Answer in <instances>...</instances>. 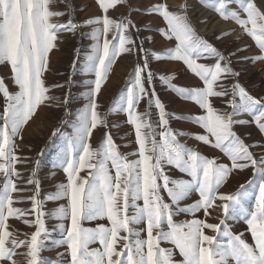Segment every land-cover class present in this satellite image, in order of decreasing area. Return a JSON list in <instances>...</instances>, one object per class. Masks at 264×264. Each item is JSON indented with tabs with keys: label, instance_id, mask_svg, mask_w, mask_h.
<instances>
[{
	"label": "snow or ice",
	"instance_id": "obj_1",
	"mask_svg": "<svg viewBox=\"0 0 264 264\" xmlns=\"http://www.w3.org/2000/svg\"><path fill=\"white\" fill-rule=\"evenodd\" d=\"M54 2L0 0V65L10 66L11 78L19 89L11 93L0 77V94L5 99L0 111V264H264V157L255 158L249 151L250 146L233 131L234 124L249 123L233 119L243 112L252 116L260 132L264 133V97H254L238 82L234 83L231 98L226 101L232 112L220 113L210 98L228 97L229 92L223 84L218 85V81L239 73L231 69L228 58L195 32L185 14L186 5L180 11H171L167 4L160 3L149 8L148 14L157 13L164 19L167 28L161 29V34L166 39H175L176 45L163 54L153 52L152 56L158 61L166 57L183 62L204 86L179 88L171 84L174 74L162 75L160 80L205 110L206 115L193 118L205 134H194L193 138L219 149L230 164L218 163L216 158L205 157L178 141V136L186 133L174 132L169 127L170 114L165 105L154 88L146 87L154 80L147 56L142 64L135 65L131 86L113 102L114 110L127 114V123L134 128L138 148L123 154L108 133L101 144L93 148L90 143L93 131L99 126L106 127L105 119L98 111L97 97L111 65L120 55L131 54L136 47L145 50L132 38L130 29L135 24L130 18L113 19L108 15L110 9H115L124 0H97L103 15L90 18L81 25L75 24L70 14L65 23L53 22L54 17L66 15L51 9ZM230 3H236L237 8L230 9ZM205 4L221 18L234 20L254 40L261 54L248 59L264 61V12L256 0H205ZM89 25L99 26L91 33L96 43L86 61L88 71L95 75L91 82L94 87L87 94L89 103L78 114L74 133L61 159L67 182L57 185V190L46 197L47 200L68 201L51 214L58 220L70 221L67 225L60 223L57 226L60 239L52 241L53 249L63 247L65 251L58 252L55 259L46 258L41 253L47 250L45 241L51 233L45 225L44 201L39 199L40 185L35 179L40 160H35V167L26 181L28 185H34L33 195L14 199L13 193L27 191L18 187L13 179L20 178L15 167L20 162L15 141L22 139L20 133L37 109L53 99L47 95L49 88L42 76L48 70L49 54L56 47L58 33L74 32L77 27ZM201 58H212L213 63H199ZM144 100L147 108L141 112L139 105ZM60 102L66 105L68 96ZM153 105L158 109V124L151 120ZM58 132L59 128L55 129L52 136ZM43 154L42 149L38 157ZM129 156L138 158L129 159ZM166 166L176 168L190 179L171 178ZM247 168L253 170V179L247 181V186H255L257 191L251 210L241 206L247 191L245 184L234 193L219 191L233 171ZM85 169L87 176H81ZM193 191L199 194V199L181 207V202ZM162 192L167 194V201ZM25 200L31 202L30 209L13 206ZM215 209L220 210L221 217L218 223H210L207 217L211 216L210 210ZM199 211H203L205 219L195 217ZM178 213L191 214L193 219L177 223L174 215ZM29 215L34 219L24 218ZM230 215L243 216L252 243L243 233L235 234L227 227L226 219ZM13 217L23 218V224L35 230L30 235L25 233L24 239L17 238L7 223ZM105 219L107 225L83 226L85 221ZM133 225L143 227L137 230ZM206 230L213 234H207ZM162 242L172 244L182 260H174L173 249L161 247ZM93 244L99 246L91 247ZM21 248L25 251H18Z\"/></svg>",
	"mask_w": 264,
	"mask_h": 264
},
{
	"label": "rangeland",
	"instance_id": "obj_2",
	"mask_svg": "<svg viewBox=\"0 0 264 264\" xmlns=\"http://www.w3.org/2000/svg\"><path fill=\"white\" fill-rule=\"evenodd\" d=\"M198 2L202 6H204L203 8L207 10H211L215 14L219 15L216 11H214L212 7L207 6L205 4V0H124V2L119 4L115 9H110L111 12H108V15L110 14L111 18L113 19L130 18L132 20V22L135 24V27L130 29L132 38L136 41L137 46L142 45L145 51H141L139 47H136L134 48L131 54L124 53L120 55L115 60V63L111 65L110 72L108 73L107 76V80L116 77L118 78L117 79L118 82H114L109 87L110 91L111 89H113L111 93L107 94L106 92L104 96H102L104 90V84H103L99 94L100 96L98 95V97L100 98L97 97L99 104L98 111L100 113L102 112L101 115L105 119L106 127L99 126L100 127L99 134L96 133L97 139L95 137L92 142L94 148H97L101 144V141L106 133L111 135L114 143L118 146V150L123 154L134 152L138 148V145L135 143L134 128L127 123V114L122 111L114 110L113 102L118 100L122 92L126 91V89L131 86L130 84L131 74L133 72L135 65L138 63L142 64L145 57L147 56V59L149 61V66L153 70L154 79H155L153 80L154 84H152L150 87L155 89L159 99L165 105L166 111L170 114L169 127L174 132L186 133V135L178 136V141L181 144H184L187 148L195 150L205 157L216 158L218 163L230 164V160L228 159V157L215 147H210L208 145L203 144L200 141H198V143L196 144L184 142L185 140L182 139V137L191 139V137H193L194 134H198L196 132H199V134H205V130L201 128L199 124H197L194 121L193 118L198 115H206V112L205 110L201 109L194 101L184 98L178 92L173 91L168 85L164 84L163 81L160 80V76L162 75L167 76L174 74V79H172L171 84L179 88H193V87L199 88L204 86L203 82L198 77H196L186 67V65L183 64V62L170 60L166 57L158 61L152 56L153 52L163 54L168 49L174 48L176 45V41L175 39L172 40L166 39L165 36L161 34L160 30L167 28L166 22L157 13L148 14V9L160 3L167 4L169 10L171 11L173 9H176L177 7H180V9L182 10L183 6L186 5L185 14L188 16L189 22L191 23L192 27L195 29V32L200 37L204 38L209 43L214 45L226 58H228L230 60L229 66L231 67V69L234 72L239 73L238 76H227L226 78H222L220 81H218V85L223 84L224 87L228 90L229 96L211 97L210 100L213 106L220 113L232 112V108L227 104L226 101L231 98L232 85L237 82L241 86H243L254 97L257 98L264 97V61L254 62L252 59H248L261 54L260 49L254 42V40L249 35L244 33L243 30L235 23L234 20L231 19L225 20L221 18L220 15H219L220 20L222 21L225 20L224 22H227V26L225 27L224 31L221 32L220 34L209 36L207 34V31H205L206 27H204V21L200 16L201 15L200 9L198 5H196V3ZM256 4L260 8V10L264 12V0H256ZM68 5H70V7H68ZM50 7L53 11H61L66 13V15L64 16L54 17L53 22L55 23H65L68 21V19L71 16L75 24L81 25L82 22L90 18L100 17L103 15L101 9L98 6L97 0H64L63 3H61L60 0H55V2ZM228 7L232 10H235L237 8V4L230 3ZM95 13L98 15L95 16ZM68 14H70V16ZM242 18H246V16H242ZM96 27L99 26L97 25L81 26V27H77L74 32L61 31L58 33L56 47L51 51L53 53L55 51L56 52L54 54L53 53L49 54L50 67L48 66V70L45 71L42 76L45 85L49 88V92L47 93V95L53 97V99L55 100L50 99L46 101L44 105H41L37 109L36 113L41 112L42 114L35 113V115L31 118L33 120L30 119L29 124H26L27 126H24L23 130L21 131L23 132L25 129H27V127L30 126L33 121H34L33 122L34 125L36 123V126L44 125L50 128L52 125L51 123H53V121L56 122L57 120V122L55 123V125L53 126L50 132L51 134L49 138L44 142V144H40L39 141H36V146L33 149L34 155L32 156V160L31 162L28 163V165H26V167H24L23 170L21 169V167L23 166L21 160L22 149L18 148L16 152V154L20 157V162L16 163L15 167L17 171L20 173V175H21V170L24 173V175L28 172V177H26V181L31 176L32 170L35 167V163H34L35 160L36 159L40 160V165L36 169L35 179L39 181V185H40L39 199H41L42 201L46 199V195L48 196L50 193H54L57 190V185H59L60 182L66 183L67 181L65 179L66 173L63 171V167H61V165L58 168H54V167L51 168L49 166L47 168L46 163L48 162L47 160H53L54 158L63 157V151L61 150V146L65 141L69 140V138L74 133L77 116L81 111L84 110L85 106L89 103V98L87 94L92 89V87H94L93 83L91 82L95 80V75L94 73L88 71L86 61H87V56L92 52L93 47L96 43V41L92 38L91 35L94 28ZM202 27L203 29L201 30L200 28ZM66 33L72 34L71 41L74 45V50L72 51L71 49H68L66 47V43L68 46L69 42L63 39V36ZM225 33H229V34L224 35ZM217 36H222V38L217 39L216 38ZM61 45H63V47ZM224 45L226 46L224 47ZM241 49H245V50H241ZM52 57L54 58V60ZM55 58L57 59L55 60ZM50 59H52V61ZM120 59L123 60L122 63L123 68L120 71H117L116 64ZM55 61H57L56 62L57 64H55ZM131 61H132V66L130 68L129 63ZM74 62H75V68L73 69ZM198 62L205 64H212L213 59L201 58ZM3 66H5L6 69L8 68L7 64H2V66H0V76L2 78H4L5 76V75L3 76V72H2L4 68ZM114 69L116 70L117 74L115 73ZM112 71H114V73ZM118 75L120 77H117ZM11 76L9 75L8 77L7 76L5 77V84L9 88V91L11 93H16L19 89L18 86L16 85H15L16 87L14 86V83L11 80L12 79ZM9 77L12 82H10ZM179 80H185V84L188 82L187 83L188 85L176 82ZM155 82L158 83L156 84ZM57 84L63 85V87H53L54 85ZM146 87L149 86L146 85ZM66 95L68 96V103L65 105L60 101H62ZM0 96H1L0 111H2L5 105V99L2 94H0ZM236 99L237 102H239V98L237 97ZM143 104L146 105L144 106ZM144 107L145 109L147 108V101L145 103L141 101L139 105V111L140 109L144 111L145 110L143 109ZM57 108L62 109V113H61L62 115L60 116V118L57 119V117L55 116H52L53 118H51L48 117V115H46L51 110L53 111L56 110ZM150 111H151L152 122L154 124H158V109H156L155 106L153 105ZM35 116L37 117L35 118ZM235 116L233 117L234 120L237 121L245 120V121H249V123L234 124L233 131L243 140V142L246 145L250 146L249 151L253 153L255 158L260 159L261 157H264V133H261L258 127L256 126V124L253 122V117L243 112H240ZM177 117H183V118H177ZM34 118L36 120H34ZM38 118L42 120L39 121ZM57 128H59V132L55 137H53L52 132ZM159 130L160 129L157 128V131ZM26 134L28 135L29 133L24 132L23 134H21L23 140L20 138H17L18 140L16 139L15 144L16 145L18 144L17 146H19L22 143L26 145L27 143H25V139L27 138L34 140L40 138L39 137L40 135H36V133H34V135H28L29 137ZM18 141L21 143H19ZM191 142L194 143V138H192ZM42 149L44 150V154L43 156L38 157V153ZM130 157L131 156H129L128 158ZM165 170L167 174L173 179H190V177H188L186 174L181 173L179 170H177L172 166H166ZM61 175L64 176L62 179L63 182L60 181L62 177ZM13 179L16 180L18 185L19 179H17L16 177H13ZM251 179H253V170L251 168H247L243 171H239V170L233 171L227 182L219 189V191L222 193H234L237 191V189L241 184H245L247 186V181ZM0 181H2V177H0ZM26 181H24V185L27 191L23 192L22 194L13 193L14 199H18L21 195L23 197H29L33 195L34 185H28ZM256 194L257 191L255 186H247L246 195H244L241 199V206L251 210L255 205L254 197L256 196ZM162 195L167 201L168 200L167 194L162 192ZM198 199H199V194L193 191L185 200L181 202L180 206L185 207L187 205L194 203ZM54 201L52 202L51 200L52 204L54 205L51 204L50 210L48 211L49 217L47 215H45L44 217L46 228L51 233V236L47 241H45L47 250H44L41 253L43 257L52 258V259L56 258L58 252L65 251L63 247L54 248V249L52 247V241L56 239H60L59 229L57 226L60 223H64L66 225L70 223V221L68 220L61 221L54 218L51 215L54 212V210L58 208L60 205H64V204L67 205L68 201L66 199H60ZM140 203L142 204V201ZM216 203L219 204L220 201L217 200ZM13 206L20 209H30L32 207L31 202L27 200H25L24 202H16L14 203ZM210 211H211V216L207 217L208 222L218 223L221 217L220 210L215 209ZM31 217L32 215H29L24 218L32 219ZM195 217L200 219H205L203 211L196 212ZM22 219L23 218L18 219L13 217V218H9V220L7 221V223L15 224V225L12 224L13 226H11L12 228L11 227L10 228L12 229V232H14L17 235V238L19 239L26 238L24 235L25 233L30 235L31 232L35 230L33 227H29L23 224ZM191 219H193V215L188 213H178L174 215V220L177 223ZM98 223H103L107 225L108 221L106 219L98 220V221H90V222L85 221L83 226L95 227ZM226 225L231 230V232L235 234L243 233L244 238L249 243H252L250 232H248L247 230V224L242 215H238V216L230 215L226 219ZM133 227L139 230L141 227H143V225H133ZM223 227L224 226H222V229ZM165 230H166V225H165ZM206 232L209 235L213 234L211 233L210 230H206ZM224 239L226 241V238ZM98 246H99L98 244L91 245V247H98ZM161 247L173 249L174 260L176 261L182 260V257L179 255L178 250L174 249V246L172 244L168 242H162ZM18 251L23 252L25 250L21 248ZM17 259H20V257H17ZM232 264H234V262H232Z\"/></svg>",
	"mask_w": 264,
	"mask_h": 264
},
{
	"label": "bare ground",
	"instance_id": "obj_3",
	"mask_svg": "<svg viewBox=\"0 0 264 264\" xmlns=\"http://www.w3.org/2000/svg\"><path fill=\"white\" fill-rule=\"evenodd\" d=\"M57 3V2H56ZM195 4V3H194ZM91 5V4H90ZM196 5H198V7H199V9H200V13H201V17H202V19H203V21H204V27H206V30L205 31H207V34L209 35V36H213V35H215V34H220L221 32H223L224 31V29H225V27L227 26V22H224V21H222V20H220V18H219V15H217V14H215L213 11H211V10H207V9H205V8H203L204 6H202L199 2L198 3H196ZM195 5V6H196ZM181 9H180V7H177L176 9H173L172 11H180ZM109 12H111V10H109ZM96 15H98V14H96L95 13V16ZM109 16H110V14H109ZM201 30L203 29V27L202 28H200ZM199 29V30H200ZM63 39H65V40H67L69 43H68V46H67V43L66 42H64V43H66V47L68 48V49H71V51L72 50H74V45H73V43H72V34L71 33H66L64 36H63ZM62 47H63V45H61ZM226 45H224V47H225ZM63 49V48H62ZM56 52V51H55ZM54 52V53H55ZM70 52V51H69ZM51 53H53V52H51ZM53 53V54H54ZM58 53V52H57ZM56 53V54H57ZM60 55V54H59ZM62 55V54H61ZM70 55H71V53H70ZM54 56V55H53ZM53 58V57H52ZM60 58V57H59ZM57 58H55V60H56ZM51 61H52V59H50ZM53 60H54V58H53ZM57 61H55V64H57L56 63ZM53 63V62H52ZM115 63V62H114ZM122 63H123V60H119L118 62H117V64H116V67H117V71H120L123 67V65H122ZM51 64V63H50ZM54 64V63H53ZM54 64V65H55ZM0 66H2V65H0ZM56 66V65H55ZM131 66H132V61L129 63V67L131 68ZM4 68H3V70H2V72H3V76H4V81H5V77L7 76H11L12 74H11V69H10V66L8 65V68L6 69V67L5 66H3ZM50 67V66H49ZM52 68V67H51ZM53 68H54V66H53ZM115 68V67H114ZM115 70V69H114ZM116 70H115V73L117 74V72H116ZM125 70V69H124ZM58 71V70H57ZM60 71V70H59ZM53 72H54V70H53ZM56 72V71H55ZM66 72V71H65ZM110 72V71H109ZM113 73H114V71H112ZM122 72V71H121ZM88 75H90V74H88ZM1 77V76H0ZM117 77H120L119 75L117 76ZM117 79L118 78H111V79H108V80H106L105 81V83H104V90H103V93H102V96H104V94L107 92V94H109V93H111V91L113 90V89H111V91H110V89H109V87L114 83V82H118L117 81ZM157 79V78H156ZM9 80H10V77H9ZM12 80V79H11ZM10 80V82H12ZM155 80V79H154ZM8 81V80H7ZM176 82H178V83H181V84H185V80H179V81H176ZM156 84L158 83V82H155ZM188 83V82H187ZM185 84V85H188V84ZM153 84H154V82H153ZM12 85V84H11ZM11 85H10V87H11ZM180 85V84H179ZM189 85H191V84H189ZM15 86V85H14ZM13 86V87H14ZM103 86V85H102ZM149 86V85H148ZM160 86V85H159ZM16 87V86H15ZM150 87V86H149ZM156 87V86H155ZM11 90V89H10ZM15 91H16V89H15ZM58 94V93H57ZM59 94H62V93H59ZM100 94V93H99ZM54 95V94H53ZM52 96V95H51ZM100 96V95H99ZM162 96V95H161ZM168 96V95H167ZM1 97V96H0ZM98 98H100V97H98ZM0 100H1V98H0ZM53 100H55V99H53ZM50 102H52V101H50ZM56 102H58V101H56ZM146 102V100H144L143 101V103H145ZM1 103V102H0ZM144 105V104H143ZM142 105V106H143ZM146 105V104H145ZM144 105V106H145ZM50 106V105H49ZM101 108V107H100ZM143 109H145V107L143 108ZM45 111H47V110H45ZM101 111V110H100ZM104 111V110H103ZM140 111L142 112L143 110L142 109H140ZM37 113H41V112H37ZM36 113V114H37ZM46 113V112H45ZM48 113V112H47ZM62 113V109L61 108H57L56 110H51L48 114H46V115H48V117H51V118H53L52 116H55V117H57V119L58 118H60V116L62 115L61 114ZM102 113V112H101ZM42 114V113H41ZM37 116H39V115H37ZM37 116H35V118L37 117ZM42 117V116H41ZM46 117V116H45ZM106 117V116H105ZM34 118V120H36ZM235 118H236V116H235ZM31 120H33V119H31ZM38 120L40 121V120H42V119H39L38 118ZM34 122V121H33ZM32 122V124L30 125V126H28L27 127V129H25L23 132H21V134H23L24 132H28L29 134L28 135H34V133H36V135H40L39 137L40 138H37V140H34V139H30V138H27V139H25V137H24V135H23V137H24V139H25V143H27L26 145H24L23 143L22 144H20L19 146H17L16 145V152H17V149L18 148H21L22 150V156H21V160H22V167H21V169L23 170L24 169V167H26V165H28V163L29 162H31V160H32V156L34 155V152H33V149H34V147L36 146V141H39V143L40 144H44V142L49 138V136H50V132H51V130H52V128H53V126L55 125V123L57 122V120H56V122L55 121H53V123H51L52 125H51V127L50 128H48L47 126H44V125H42V126H36V123H35V125H34V123ZM43 123V122H42ZM41 123V124H42ZM27 124H29V122L27 123ZM40 124V123H39ZM25 126H27V125H25ZM103 128V127H102ZM23 130V129H22ZM99 130H100V127H98L96 130H94V132H93V134H92V137H91V140H90V143L92 144V142H93V140H94V138L96 137V139H97V134L96 133H98L99 134ZM104 130V129H103ZM102 131V130H101ZM196 132V131H195ZM196 133H198L199 134V132H196ZM20 134V135H21ZM102 134V133H101ZM27 135V134H26ZM27 135V136H28ZM100 136V135H99ZM29 137V136H28ZM34 137V136H33ZM194 137V136H193ZM193 137H191V139L190 138H184V137H182V139H184L185 141L184 142H187V143H192V144H196V143H198V140H196L195 138H194V143L193 142H191V140H192V138ZM18 140V139H17ZM23 140V139H22ZM19 142V141H18ZM68 142H69V140H67V141H65L63 144H62V146H61V150L63 151V154L65 153V151L67 150V148H68ZM19 143H21V142H19ZM93 146V145H92ZM93 148H94V146H93ZM60 150V151H61ZM55 154V153H54ZM138 157H136V156H131L129 159H137ZM61 157L60 158H54L53 160H47L48 162L46 163V167L48 168V166L49 167H54V168H58V167H60V165H61ZM44 166H45V164H44ZM62 167V166H61ZM22 170H21V175H20V178H19V182H18V185H19V187H22V188H26L25 187V185H24V181H26V177H28V172L26 173L27 174V176H26V174L24 175V173L22 172ZM59 172V171H58ZM87 172H88V170L87 169H85V170H83V171H81V173H80V175L81 176H87ZM25 176V177H24ZM62 177H61V179H60V181H62V179H63V175H61ZM65 176H66V174H65ZM59 178V177H58ZM28 179V178H27ZM65 179H66V177H65ZM64 179V180H65ZM57 181V180H56ZM54 182V181H53ZM63 182V181H62ZM67 182V181H66ZM57 183V182H56ZM61 183V182H60ZM59 183V184H60ZM53 184V183H52ZM55 185H57V184H55ZM54 185V186H55ZM48 194V193H47ZM31 195V194H30ZM46 197H47V195H46ZM54 200H52V202H53ZM52 202H51V200H47V199H44V205H43V211L46 213V215L48 216V211L50 210V207H51V204H52ZM55 202V201H54ZM52 205H54V204H52ZM65 205V204H64ZM54 209V208H53ZM52 213V212H51ZM49 217V216H48ZM32 219H34V216H32L31 217ZM62 221V220H61ZM54 222H56V221H54ZM12 224H14V223H8V225H9V230L10 231H12V227L11 226H13ZM15 225V224H14ZM11 227V228H10Z\"/></svg>",
	"mask_w": 264,
	"mask_h": 264
},
{
	"label": "trees",
	"instance_id": "obj_4",
	"mask_svg": "<svg viewBox=\"0 0 264 264\" xmlns=\"http://www.w3.org/2000/svg\"><path fill=\"white\" fill-rule=\"evenodd\" d=\"M49 142H50V141H49ZM49 142H48V143H49ZM48 143H47V145H48ZM47 145H46V146H47Z\"/></svg>",
	"mask_w": 264,
	"mask_h": 264
}]
</instances>
